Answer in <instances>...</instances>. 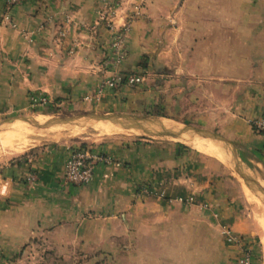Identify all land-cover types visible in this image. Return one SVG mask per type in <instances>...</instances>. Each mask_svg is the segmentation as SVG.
Masks as SVG:
<instances>
[{"label": "crops", "instance_id": "0c3cea01", "mask_svg": "<svg viewBox=\"0 0 264 264\" xmlns=\"http://www.w3.org/2000/svg\"><path fill=\"white\" fill-rule=\"evenodd\" d=\"M144 4L145 14L134 23L121 68L142 72L145 81L121 86L97 101L87 97L103 75L111 38L100 16L115 10L113 18L120 23L130 11L128 5L117 6L116 0H24L8 18L0 0V115L28 111L31 98L40 96L49 100L48 107L62 110L151 117L159 115L154 113L158 108L169 112L184 106L188 95H180V86L170 90L166 82L153 83L156 74L167 73L171 51L185 53L184 41L190 37L179 35L188 18L184 12L198 11L191 24L201 26V20L215 24L217 9H223L232 24L236 9L240 37H191L198 57L192 69L198 76L191 94L193 117L200 127L238 143L246 150L241 151L245 158L252 155L264 164V131L250 124L251 118L264 113V0ZM205 10L208 15L201 19ZM202 66L208 69L202 72ZM201 85L207 88V102ZM174 89L179 90L175 96L170 94ZM86 147L114 155L115 162L98 166L95 180L85 186L63 183L67 146L45 147L0 167V264H37L35 253L42 250L48 259L57 251L86 248L108 235L106 225L117 222L113 233L128 234L127 264L233 263L237 254L224 232L232 218L216 217L222 201L212 185L197 177L196 170L202 169H195V162L200 157L188 155L187 163L177 149L170 151L175 147L143 138H110ZM186 165L193 166L190 174L196 179L184 176ZM30 172L39 175L34 183L27 181ZM160 180L169 191L165 198L138 190L139 185ZM179 196H193L194 203L188 206Z\"/></svg>", "mask_w": 264, "mask_h": 264}, {"label": "rangeland", "instance_id": "374dc122", "mask_svg": "<svg viewBox=\"0 0 264 264\" xmlns=\"http://www.w3.org/2000/svg\"><path fill=\"white\" fill-rule=\"evenodd\" d=\"M219 2L220 0H216ZM117 6L124 2L125 6L128 5L129 13H127L126 17L120 23H117L118 26L125 25L126 23L131 24V30L128 34V37L133 30L134 23L142 18L145 14L144 8V0H116ZM205 12V13H203ZM217 14V20L215 24L208 25L205 23L207 20H201L199 24L201 26H194L192 25V16L197 13L198 11L186 10L184 13L188 16L185 19L186 25L181 30L180 34L181 37H190V39L186 38L184 43L186 45L185 53L182 51H178L174 49L171 51V60L166 66L167 73L163 76L161 74H156L154 76L153 83L159 82H166L169 85V88H177V86L181 87V93L188 95V100H186V104L184 106L175 107L174 110L170 109L169 112H166V109L158 108V110L154 111V113L159 114L156 116H152L155 118H160L163 115L166 118V121L175 124H189L193 125L194 127H198L201 129H205L214 133L220 134L216 130H211L208 128L200 127L198 124L199 122L196 121L193 117V108H192V98L191 94L196 89L195 84L193 83V79L198 78L197 74L193 72L194 59L197 58V55L193 54L194 48L192 44L194 42V38L191 37H240L241 27L239 25V15L236 16L238 11L233 10L232 13V24H228V20L224 16L223 9H217L213 11ZM208 15V11H201V19ZM204 23V24H203ZM199 60L196 61V65H200L198 63ZM183 65L188 68V70L179 69L178 66ZM181 68V67H180ZM201 71L203 69H208V66L201 67ZM142 73V72H140ZM172 80V81H171ZM161 88V87H160ZM202 88V96L206 97V102L208 101L207 97V88L206 86L201 85ZM178 89H174V91H170V94L175 96L178 92ZM163 94H168L167 92H162ZM160 95V94H159ZM161 99V98H160ZM32 107L30 110L18 113L17 115H0V127L8 125V123H4L6 119L16 116H28V117H35L40 120H45L47 118H55V117H67L75 114H82V113H90V112H97V113H107L110 111H95V110H62L60 108L48 107L49 103L42 104L39 103V100H33L31 98ZM175 101L183 100V99H176ZM49 102V101H48ZM171 102V101H170ZM198 103V101H195ZM207 104V103H206ZM50 108V109H49ZM157 108V107H156ZM203 112H207L208 108L205 105ZM148 114H153L152 112ZM147 116V115H144ZM164 120V119H163ZM22 122V121H16ZM26 130V129H25ZM30 131V130H29ZM33 132V131H32ZM40 133V132H36ZM77 133V132H76ZM76 133H74L70 139L61 140V141H54V142H46L45 144H40L39 146L29 149L25 152L13 154L9 153L8 151H4L0 154V167L4 166L8 162L18 159L26 154H29L33 151H37L39 149L45 147H69V152L78 147H86L88 145H93L98 143L99 141L110 139V138H123V139H149L152 141H159L160 145L168 146L169 149L175 147V149L170 150L173 153L174 151H178V155L181 159L185 162H189L188 155H197L200 157V160L195 162V169L197 166H201L202 171L196 170V173L199 175L197 177H201L203 181L212 185L215 189V194L218 200H221V204L218 209L217 218L218 219H226L227 217H231L232 223L228 224L229 227L234 233L237 235H243L246 237H252L255 239L258 247V257L259 261L258 264H264V200L257 195L255 192L252 191L257 197L260 198L262 204H259L255 201L250 200L247 197V194L244 190L242 182L238 179L237 171L230 165L227 167L225 165L226 158H217L208 154H204L200 151H197L183 142L181 139L173 136H164V137H155L146 135L144 133L138 134H129L126 132H113L111 134L106 135H98L92 134L88 138L83 139L80 135L75 138ZM4 134V133H3ZM43 134V133H40ZM46 135V134H44ZM85 135V134H84ZM222 135V134H220ZM223 136V135H222ZM225 137V136H224ZM229 139V138H227ZM231 140V139H229ZM232 141V140H231ZM211 143L215 146L214 143L210 141H205ZM240 151L245 152L246 150L239 146L238 143L233 141ZM200 155V156H199ZM204 155L209 156L210 158H206ZM199 164V165H198ZM191 166V165H190ZM184 176L186 178H194L196 179V175L190 174V169L192 167H188L187 165L184 167ZM190 175V176H189ZM201 180V181H202ZM244 180V179H243ZM138 190L141 193H145L148 195H155L159 197L165 198L166 195L169 193L168 188L164 185V181L160 180L154 184H147V185H139ZM182 196V195H181ZM179 196V197H181ZM189 204L188 206H190ZM229 215V216H228ZM119 227V223H109L105 226L107 231L109 232L108 235H101L98 239H95L89 243V246L86 248H74L70 251H57L55 255L50 256L47 259L46 253L44 250L39 251V253H35L37 256V264H127L128 257H129V250L127 247L128 243V234H122L121 236L114 234L113 231ZM120 237V239H119ZM226 240V239H225ZM118 242L120 244H118ZM126 246L123 247V245ZM228 244V243H227ZM229 245V244H228ZM46 256V257H45ZM234 262V261H233ZM233 264V263H231Z\"/></svg>", "mask_w": 264, "mask_h": 264}, {"label": "built area", "instance_id": "2783aa9c", "mask_svg": "<svg viewBox=\"0 0 264 264\" xmlns=\"http://www.w3.org/2000/svg\"><path fill=\"white\" fill-rule=\"evenodd\" d=\"M24 0H3V14L5 17L10 16L13 9L20 5ZM102 13L101 20L105 21L106 27L111 31V38L107 46V56L103 64V75L96 84V88L92 96L99 101L103 95L109 91H115L121 86H139L144 83V75L137 71H126L121 68L128 54V34L131 30V24L118 26L114 20L115 10ZM13 27L17 25L12 22ZM61 35H65L62 31ZM39 100V103L46 104L48 99L44 96L33 98ZM252 127L259 131H264V113L250 119ZM115 162L114 155L96 150L91 147H78L72 149L64 164L63 183L67 186H85L92 183L96 178L98 166H110ZM38 173L30 172L27 176L29 183L38 180ZM180 201L188 204L194 203V197H179ZM205 207L209 204L205 203ZM225 239L229 245H232L236 251V258L233 264H258V247L255 239L243 235H237L229 227H225Z\"/></svg>", "mask_w": 264, "mask_h": 264}, {"label": "bare ground", "instance_id": "6f19581e", "mask_svg": "<svg viewBox=\"0 0 264 264\" xmlns=\"http://www.w3.org/2000/svg\"><path fill=\"white\" fill-rule=\"evenodd\" d=\"M163 121L166 125L174 124L169 121H166V119H164ZM36 132H40L43 134ZM113 132L116 133L126 132L132 135L141 133L140 131L132 129L127 125L113 124V123H104L100 127H94V126L90 127V126L77 125L73 123H67L62 125H48L41 120H37L33 122H27V121L14 122L0 127V154L4 151H8L9 153H13V154L22 153L29 149L35 148L40 144H45L46 142H54V141L70 139L74 133H76L75 138L80 135H83L82 138L85 139L92 134L98 133V135L107 136L108 134H111ZM179 139H181L183 142H186V144L191 148L200 151L204 154H208L217 157L219 159L222 157L226 158L225 165L227 167H230V163L227 157L222 152L220 147L212 140L191 138L187 134L182 135L181 137H179ZM205 141H210L214 143L215 146ZM246 160L251 173L255 175V177L264 186V164H262V161H260L257 157L252 155L246 156ZM238 179L242 182L247 197L252 201L262 204L260 198L257 197L250 190V188L248 187V185L245 183V181L240 175H238Z\"/></svg>", "mask_w": 264, "mask_h": 264}, {"label": "water", "instance_id": "95a60500", "mask_svg": "<svg viewBox=\"0 0 264 264\" xmlns=\"http://www.w3.org/2000/svg\"><path fill=\"white\" fill-rule=\"evenodd\" d=\"M37 120L40 119L28 116H16L6 119L4 123L11 124L16 121L33 122ZM41 121L48 125L73 123L90 127H100L104 123L124 124L141 133L155 137L173 136L179 138L187 134L191 138L210 139L220 147L230 165L240 174L248 187L264 200V186L255 175L251 173L245 156L233 141L218 133L194 127L189 124L174 123L166 125L162 119L151 116L114 112H90L67 117L47 118Z\"/></svg>", "mask_w": 264, "mask_h": 264}]
</instances>
